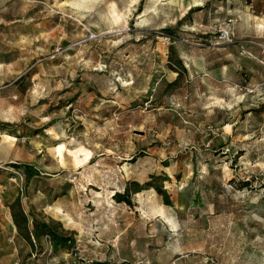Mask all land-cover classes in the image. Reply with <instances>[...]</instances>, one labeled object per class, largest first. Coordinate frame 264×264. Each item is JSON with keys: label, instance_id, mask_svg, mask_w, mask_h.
<instances>
[{"label": "rangeland", "instance_id": "obj_1", "mask_svg": "<svg viewBox=\"0 0 264 264\" xmlns=\"http://www.w3.org/2000/svg\"><path fill=\"white\" fill-rule=\"evenodd\" d=\"M262 83L264 0H0V264H264Z\"/></svg>", "mask_w": 264, "mask_h": 264}, {"label": "built area", "instance_id": "obj_2", "mask_svg": "<svg viewBox=\"0 0 264 264\" xmlns=\"http://www.w3.org/2000/svg\"><path fill=\"white\" fill-rule=\"evenodd\" d=\"M221 36L223 38H226V37H228V33L227 32H222ZM262 88H264V83H262ZM131 264H143V262L142 261H135V262H132Z\"/></svg>", "mask_w": 264, "mask_h": 264}, {"label": "trees", "instance_id": "obj_3", "mask_svg": "<svg viewBox=\"0 0 264 264\" xmlns=\"http://www.w3.org/2000/svg\"><path fill=\"white\" fill-rule=\"evenodd\" d=\"M118 195H120V194H118Z\"/></svg>", "mask_w": 264, "mask_h": 264}]
</instances>
